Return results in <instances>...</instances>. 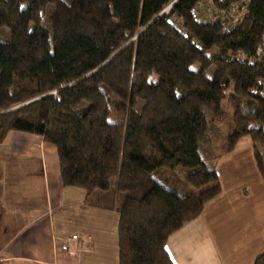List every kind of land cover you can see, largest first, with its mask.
I'll return each instance as SVG.
<instances>
[{"label": "trees", "instance_id": "trees-1", "mask_svg": "<svg viewBox=\"0 0 264 264\" xmlns=\"http://www.w3.org/2000/svg\"><path fill=\"white\" fill-rule=\"evenodd\" d=\"M202 1L0 0V142L53 144L62 183L88 203L124 193L119 264H173L168 236L221 192L200 145L224 102V154L248 137L264 180V0H210L207 19ZM108 79L126 90L114 120Z\"/></svg>", "mask_w": 264, "mask_h": 264}, {"label": "crops", "instance_id": "crops-1", "mask_svg": "<svg viewBox=\"0 0 264 264\" xmlns=\"http://www.w3.org/2000/svg\"><path fill=\"white\" fill-rule=\"evenodd\" d=\"M217 163L221 192L165 242L173 264H253L264 250V180L251 140ZM118 208L64 185L57 149L41 136L11 131L0 142V264H119Z\"/></svg>", "mask_w": 264, "mask_h": 264}, {"label": "rangeland", "instance_id": "rangeland-1", "mask_svg": "<svg viewBox=\"0 0 264 264\" xmlns=\"http://www.w3.org/2000/svg\"><path fill=\"white\" fill-rule=\"evenodd\" d=\"M7 34L8 32L5 29L4 31L0 32V37L4 39L7 37ZM107 84L112 89L113 95L111 96L109 104L105 109L103 115L108 120H114L115 119L114 104L122 100L121 97L125 94L126 90L114 84L110 79L107 80ZM223 106L227 110L226 117L222 120L210 122L209 128L206 132L205 140L202 141L200 145L201 155L203 156L206 162H211L209 158H212V161L218 160L216 158L217 157L219 158L224 154L223 147L225 144L223 143L230 127L232 110L226 105V102L223 103ZM245 139L250 140L248 137H245ZM235 153L239 156H242L240 150H236ZM230 161H232V159ZM227 164L221 165L222 168L220 172L221 174H224V172L228 173ZM217 165L218 163L216 161V169H217ZM123 197H124L123 192L115 191L111 187L107 191H96L95 194L91 196L90 200L96 204L103 206L119 207L122 203Z\"/></svg>", "mask_w": 264, "mask_h": 264}, {"label": "built area", "instance_id": "built-area-1", "mask_svg": "<svg viewBox=\"0 0 264 264\" xmlns=\"http://www.w3.org/2000/svg\"><path fill=\"white\" fill-rule=\"evenodd\" d=\"M215 11H216L215 5L209 0V2L206 4H204L203 2L200 3L195 9V14L197 16H199L200 18L207 19ZM64 248L67 251V253H69L70 255L75 254V251L70 250L67 244L64 246ZM76 249L77 250H84L85 249L84 241L79 237H76Z\"/></svg>", "mask_w": 264, "mask_h": 264}, {"label": "water", "instance_id": "water-1", "mask_svg": "<svg viewBox=\"0 0 264 264\" xmlns=\"http://www.w3.org/2000/svg\"><path fill=\"white\" fill-rule=\"evenodd\" d=\"M115 56V55H114Z\"/></svg>", "mask_w": 264, "mask_h": 264}]
</instances>
